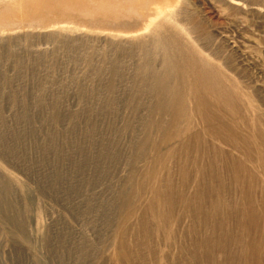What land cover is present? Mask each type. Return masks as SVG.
Masks as SVG:
<instances>
[{
  "label": "rangeland",
  "instance_id": "374dc122",
  "mask_svg": "<svg viewBox=\"0 0 264 264\" xmlns=\"http://www.w3.org/2000/svg\"><path fill=\"white\" fill-rule=\"evenodd\" d=\"M73 1L0 0V184L10 190L0 218V264H57L53 248L62 246L88 249V264H123L126 248L134 264L180 263L185 248L198 251L200 233L194 236L191 225L208 241L222 234L204 229L214 218L189 217L178 202L183 193L198 198L195 190L209 184L229 203L227 231L241 237L238 219L255 213L260 200L264 211V0H182L156 28L149 10L143 18H119L117 11L92 17ZM158 34L175 53L215 69L231 105L219 112L226 139H210L195 116L172 140L147 134L155 94L143 89V68L162 71ZM170 121L164 117L166 129ZM148 135L151 144L142 149ZM236 163L246 169L226 170ZM218 175L226 193L217 189ZM255 180L254 210L243 212L239 184ZM170 181L176 221L167 238L156 227L158 211L148 207ZM140 222L152 224L147 241ZM245 241L227 243L219 259H234Z\"/></svg>",
  "mask_w": 264,
  "mask_h": 264
},
{
  "label": "bare ground",
  "instance_id": "6f19581e",
  "mask_svg": "<svg viewBox=\"0 0 264 264\" xmlns=\"http://www.w3.org/2000/svg\"><path fill=\"white\" fill-rule=\"evenodd\" d=\"M181 2L182 0H75L72 3V7L74 9L80 7L84 10L83 13L85 16L92 17L95 16L96 11H112V14L117 11L114 16L119 18V15H121V17L123 15L121 12H124V15H126L127 12L126 17L128 15L130 17L132 15H141L143 18L145 15L144 11L149 10V13L151 14L153 12L152 14H155L154 16L157 18H153V16L151 17L153 19L150 18L148 22H150L153 28H156L158 25L157 23H162L161 25L164 24V19H167L168 15L174 10L176 3L180 5ZM19 3H22V1ZM106 12L105 14H107ZM160 20L161 22H159ZM155 38V46L162 50L165 61L161 73L153 71L152 68L145 70L147 64L143 68L145 72L142 78L143 89L155 94L152 107L149 108L151 119L147 126V134L151 135L153 132H157L161 137L165 135L167 140H172V136L176 137L180 134L182 124L195 116L205 127L206 135L210 139H226L227 127L219 116L222 111H220V108L223 109L225 105L231 107V105L228 93L220 86L215 76V69L213 70L208 62L196 56L186 55L182 50L175 53L172 49L170 40L165 36L158 34ZM169 46H171V49H168ZM146 55L150 56V53L146 51ZM178 57H181V61L177 60ZM176 83L178 84L177 86H175ZM190 102L194 107L192 110L189 107ZM164 117L171 119L167 129L164 127ZM169 131L172 132V134ZM149 135L142 142V149H146L149 147L148 145L151 144ZM195 138L199 140L201 144L205 145L206 150H214L206 144V141L203 140L200 135L195 136ZM160 145V143H155V149L158 150ZM182 157L185 158L186 155L182 154ZM157 158L159 162L163 163L162 156H157ZM245 169L244 166L238 163L226 168V170L233 174H240ZM218 176L217 189L222 193H226L227 186L224 183L223 176ZM182 177L186 178L184 174ZM256 183L257 181L255 180L253 183L245 182L239 184L244 188L241 196L244 200L241 199L242 202H244L243 212L252 209L251 205L256 203L257 195L256 197L254 195V185H256ZM174 186L175 183L170 181L168 184L162 185L156 189L154 192L155 199L150 202L148 207L152 212L153 209L158 211L159 215L156 220V227L163 229L167 238L171 234L169 224L176 221L175 217L171 215L176 205V192ZM212 186V184H209L198 187V189L195 190L196 195L199 196L198 198H188L185 197L187 193H183L184 198H181L178 202L183 204L184 213L189 217L190 214H192L193 217H203L206 221L209 218H214L216 222L206 224L204 229H211L214 231L212 233L221 232L222 234L220 237L208 241L205 239L203 231H196L194 224L191 225L194 236L200 233V235H198V238L201 239L198 244V251L194 252L193 250L185 248L180 256L181 262H177V264H264V235H257L262 225V229L264 230V211L261 210V200L260 208L258 210L252 209L255 213L251 212L247 216H241L240 220L238 219L236 224L243 234L241 237L236 238L228 232L226 228L227 225L232 222L233 215L231 211L227 212L229 203L226 198L216 199L213 195L214 189L211 188ZM250 186L253 188L251 189ZM9 192L10 190L7 184H0L1 219L4 218L6 213H3V211L10 208L7 199ZM121 196H123L124 202L128 200L126 191H123ZM164 209H166L167 212H164ZM134 212L135 210H132L131 214ZM221 216L224 219H222ZM183 217L179 218L178 222L184 219ZM191 220L193 221V218ZM138 229L143 232L146 241L151 237L152 224L140 222ZM15 231V237L18 236L19 239L24 242L29 241L27 235L22 233L23 231ZM244 239H246L244 248H242L238 255H235L234 259H219V256L226 252L225 245L227 243L236 244V242H240ZM53 249L54 253L52 254H54V259L57 260V264L89 263V252L88 249L84 247L72 249L62 246ZM126 249L122 252L123 256L125 255L128 257L127 261L124 263L134 264L131 255L128 256L130 251Z\"/></svg>",
  "mask_w": 264,
  "mask_h": 264
}]
</instances>
